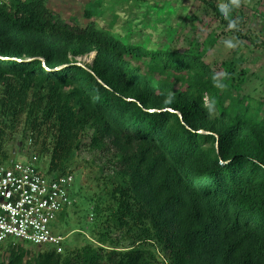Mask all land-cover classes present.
Listing matches in <instances>:
<instances>
[{
	"label": "trees",
	"instance_id": "1",
	"mask_svg": "<svg viewBox=\"0 0 264 264\" xmlns=\"http://www.w3.org/2000/svg\"><path fill=\"white\" fill-rule=\"evenodd\" d=\"M182 1L88 0L86 23L47 0L0 3V164L20 128L51 175L83 150L102 162L100 243H2L0 264H264V109L233 58L212 61L241 16Z\"/></svg>",
	"mask_w": 264,
	"mask_h": 264
},
{
	"label": "rangeland",
	"instance_id": "2",
	"mask_svg": "<svg viewBox=\"0 0 264 264\" xmlns=\"http://www.w3.org/2000/svg\"><path fill=\"white\" fill-rule=\"evenodd\" d=\"M210 1L221 3L229 9H235L241 16L239 31L232 30L233 26L225 27L222 39L224 44L215 52L212 61L221 63L227 60L239 73L236 82L241 92L251 101L253 106L262 103L264 109V0H183V4L192 5L196 15L203 13L202 8ZM48 6L60 12L65 18L77 17L80 22L86 23L84 9L88 0H47ZM182 9V8H181ZM181 12V10L179 11ZM240 18V17H239ZM106 23V22H105ZM216 25V24H215ZM221 31V28L218 29ZM233 31V32H232ZM168 35V33H165ZM164 35V36H165ZM171 37H163L162 43H169ZM227 41H232L234 47H229ZM255 42H259L257 45ZM91 53L78 57L80 62H92ZM231 59V60H230ZM208 102V96L205 97ZM8 159L1 162L5 164L11 160L33 161L40 169L49 174V155H40V146L34 145L29 135L24 136L20 128L15 133H8L5 139ZM101 157L96 152L81 151L73 164L74 181L72 185L73 205L58 215L53 224V230L65 237L63 251L81 247L88 242L99 244L98 236L93 231L96 215L92 212L93 201L91 197L100 192L97 176ZM75 166V167H74ZM33 252L43 250V247L24 243ZM4 252V248L0 253Z\"/></svg>",
	"mask_w": 264,
	"mask_h": 264
},
{
	"label": "built area",
	"instance_id": "3",
	"mask_svg": "<svg viewBox=\"0 0 264 264\" xmlns=\"http://www.w3.org/2000/svg\"><path fill=\"white\" fill-rule=\"evenodd\" d=\"M73 181V172L54 176L30 160L0 164V244H51L61 251L66 236L53 224L75 202Z\"/></svg>",
	"mask_w": 264,
	"mask_h": 264
},
{
	"label": "clouds",
	"instance_id": "4",
	"mask_svg": "<svg viewBox=\"0 0 264 264\" xmlns=\"http://www.w3.org/2000/svg\"><path fill=\"white\" fill-rule=\"evenodd\" d=\"M234 2L237 4V6L239 5V0H234ZM227 44L229 47H234V44L232 43V41H227Z\"/></svg>",
	"mask_w": 264,
	"mask_h": 264
},
{
	"label": "water",
	"instance_id": "5",
	"mask_svg": "<svg viewBox=\"0 0 264 264\" xmlns=\"http://www.w3.org/2000/svg\"><path fill=\"white\" fill-rule=\"evenodd\" d=\"M95 54H96V52L94 53V56H95ZM78 64L84 65V64H83L82 62H80V61L78 62Z\"/></svg>",
	"mask_w": 264,
	"mask_h": 264
},
{
	"label": "bare ground",
	"instance_id": "6",
	"mask_svg": "<svg viewBox=\"0 0 264 264\" xmlns=\"http://www.w3.org/2000/svg\"><path fill=\"white\" fill-rule=\"evenodd\" d=\"M94 53H95L94 51H93V52H91V54H92V55H94Z\"/></svg>",
	"mask_w": 264,
	"mask_h": 264
},
{
	"label": "crops",
	"instance_id": "7",
	"mask_svg": "<svg viewBox=\"0 0 264 264\" xmlns=\"http://www.w3.org/2000/svg\"><path fill=\"white\" fill-rule=\"evenodd\" d=\"M66 211V209L65 210H63L62 212H65Z\"/></svg>",
	"mask_w": 264,
	"mask_h": 264
}]
</instances>
